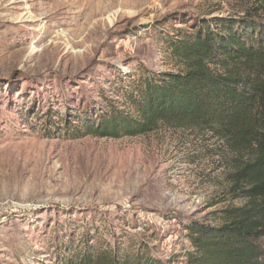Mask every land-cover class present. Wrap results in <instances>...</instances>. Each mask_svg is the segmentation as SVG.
<instances>
[{
  "label": "rangeland",
  "instance_id": "obj_1",
  "mask_svg": "<svg viewBox=\"0 0 264 264\" xmlns=\"http://www.w3.org/2000/svg\"><path fill=\"white\" fill-rule=\"evenodd\" d=\"M220 16L264 19V0H0V264H59L87 236L113 244L111 229L187 264V227L245 203L238 156L210 130L116 139L77 121L141 76L181 72L173 27Z\"/></svg>",
  "mask_w": 264,
  "mask_h": 264
},
{
  "label": "trees",
  "instance_id": "obj_2",
  "mask_svg": "<svg viewBox=\"0 0 264 264\" xmlns=\"http://www.w3.org/2000/svg\"><path fill=\"white\" fill-rule=\"evenodd\" d=\"M258 18L180 21L187 28L173 27L166 43L181 72L141 76L124 88L122 103H109L90 123L77 117L81 133L116 139L162 124L206 129L237 154L233 192L245 203L223 211L219 225L187 227L194 248L187 264H264V19ZM109 233L113 244L87 236L82 251H65L59 264H172L127 232Z\"/></svg>",
  "mask_w": 264,
  "mask_h": 264
}]
</instances>
